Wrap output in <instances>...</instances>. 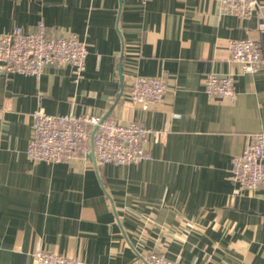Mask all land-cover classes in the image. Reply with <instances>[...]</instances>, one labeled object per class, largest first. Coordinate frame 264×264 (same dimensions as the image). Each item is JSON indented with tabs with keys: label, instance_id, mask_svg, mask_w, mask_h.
<instances>
[{
	"label": "crops",
	"instance_id": "0c3cea01",
	"mask_svg": "<svg viewBox=\"0 0 264 264\" xmlns=\"http://www.w3.org/2000/svg\"><path fill=\"white\" fill-rule=\"evenodd\" d=\"M260 17L221 14L219 0H0V35L43 22L88 49L81 73L0 76V264H34L37 246L82 264H133L152 249L181 264H264V186L241 187L230 171L264 132V66L243 72L228 51L230 39L252 38L264 54ZM208 73L234 75L233 103L205 93ZM137 76L165 80L159 103L130 101ZM38 108L139 123L152 157L32 161Z\"/></svg>",
	"mask_w": 264,
	"mask_h": 264
},
{
	"label": "built area",
	"instance_id": "2783aa9c",
	"mask_svg": "<svg viewBox=\"0 0 264 264\" xmlns=\"http://www.w3.org/2000/svg\"><path fill=\"white\" fill-rule=\"evenodd\" d=\"M221 14L249 19L261 12L257 29L264 34V5L260 0H219ZM230 61L243 72H253L264 66V54L258 41L233 38L228 41ZM86 44L74 32L64 35L49 33L43 22L29 32L15 26L0 35V76L18 73L40 77L47 66L70 65L77 73L85 67ZM205 93L214 100L233 103L237 92L234 75L208 73ZM166 92L162 77H135L129 87L133 104L147 109L159 103ZM32 135L26 153L32 161L58 163L70 160L78 152L92 153L96 167L104 164L129 165L151 159L147 148L150 129L130 122L122 124L99 115H78L73 112L49 114L38 108L33 111ZM157 135V133H156ZM231 179L241 187L264 186V132L251 134L241 153L231 161ZM34 264H82L79 258L47 251L37 246ZM133 264H181L152 249L137 256Z\"/></svg>",
	"mask_w": 264,
	"mask_h": 264
},
{
	"label": "water",
	"instance_id": "95a60500",
	"mask_svg": "<svg viewBox=\"0 0 264 264\" xmlns=\"http://www.w3.org/2000/svg\"><path fill=\"white\" fill-rule=\"evenodd\" d=\"M122 77V75H120V78Z\"/></svg>",
	"mask_w": 264,
	"mask_h": 264
}]
</instances>
